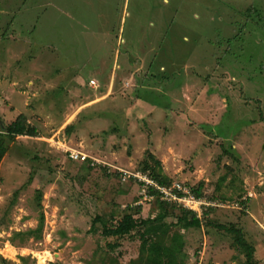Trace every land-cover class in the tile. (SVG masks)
<instances>
[{
    "label": "rangeland",
    "instance_id": "rangeland-1",
    "mask_svg": "<svg viewBox=\"0 0 264 264\" xmlns=\"http://www.w3.org/2000/svg\"><path fill=\"white\" fill-rule=\"evenodd\" d=\"M142 95L162 113L136 104ZM21 114L39 134L8 141L0 164V264H136L140 233L102 230L137 207L141 221L159 213L139 180L147 152L214 203L182 230L187 264H247L212 221L241 226L264 264V218L248 213L264 143V0H0V132ZM42 213L39 236L17 235Z\"/></svg>",
    "mask_w": 264,
    "mask_h": 264
},
{
    "label": "trees",
    "instance_id": "trees-1",
    "mask_svg": "<svg viewBox=\"0 0 264 264\" xmlns=\"http://www.w3.org/2000/svg\"><path fill=\"white\" fill-rule=\"evenodd\" d=\"M38 134V128L29 123L27 116L25 114L19 115L16 120L6 126L5 131L0 132V164L11 148L8 141L15 142L19 136H38ZM140 165L142 166V170L159 182V184H171V178L163 172L164 168L161 160L156 158L153 153L147 152V157L142 160ZM91 169L90 167L89 170ZM31 179L32 176L30 180ZM233 179L230 181H233ZM150 190H152V193H157L154 188H150L149 192ZM191 190L197 197L207 198L203 193V182L197 188L191 187ZM41 198L42 194L39 191V205L41 204ZM157 202L159 213L156 216H149L141 221L139 217H135L136 214L142 213V208L137 207L136 213L127 211L116 221V224L111 226L105 225L102 234L106 237H124L132 234L134 231H138L142 243L139 257L135 260L136 264H187V254L185 251L186 237L185 234L182 233V230L201 227L203 224L202 219H204L208 209L212 207H204L203 218L200 219L197 217L196 212L184 208L177 202L165 201L160 199V197H158ZM173 207L175 209L179 207L180 214H177L175 222L168 223L166 219L170 216ZM40 218L41 221L38 229L30 230L26 233L18 232L17 235L27 236L33 233L40 234L44 227L45 218L43 213ZM96 221H98V219H95L93 222ZM211 224L232 235L233 245L245 256L247 264H256L255 246L252 242L248 241L241 227H238L235 223L227 225L212 221ZM95 226L96 223H93L90 231H92ZM111 247L113 248V245H111Z\"/></svg>",
    "mask_w": 264,
    "mask_h": 264
},
{
    "label": "built area",
    "instance_id": "built-area-1",
    "mask_svg": "<svg viewBox=\"0 0 264 264\" xmlns=\"http://www.w3.org/2000/svg\"><path fill=\"white\" fill-rule=\"evenodd\" d=\"M67 153L69 155V158H71V160L77 162L79 161L87 162L92 159V157L89 156L88 154L75 149H71L67 151ZM94 162L95 161H92L91 164L94 165L95 164ZM142 174H144L142 175V179L139 178L138 176L137 178H139V180H141V182L145 184L148 191L150 188H154L157 191V193L160 195L162 200L177 202L184 208L196 212L199 218H202V215L204 213V207L206 206L210 207L213 205L211 201L208 202L207 199L197 197L192 192L191 188L187 187L184 184L171 183L170 185H164V184L161 185L154 178L150 177L149 174L146 173H142ZM144 194H145V198H148L147 192Z\"/></svg>",
    "mask_w": 264,
    "mask_h": 264
},
{
    "label": "crops",
    "instance_id": "crops-1",
    "mask_svg": "<svg viewBox=\"0 0 264 264\" xmlns=\"http://www.w3.org/2000/svg\"><path fill=\"white\" fill-rule=\"evenodd\" d=\"M127 9V8H126ZM158 39V38H157ZM157 39L155 40L154 38H153V41H154V44H155V41H157ZM159 41H160V44H163L164 42H163V40H160V39H158ZM158 41V42H159ZM164 50V45H162V48H160L159 49V51H160V53H162V51ZM164 67L165 66H161V69L162 70H164ZM161 88H163V87H161ZM159 91L160 92H163L164 94H166V95H168L169 94V91L168 92H164L163 90H160L159 89ZM172 95V94H171ZM176 95V94H175ZM175 95L173 96V98L175 97ZM151 97H154V96H151ZM149 98H148V96H145V95H142V96H138V98H137V103L136 104H144L145 106H147V108H150V107H154L155 106V108L154 109H152V112L155 114V111L156 112H158V113H162V108H160L159 107V105L157 104V102H156V97H154V99H152V101L150 102V100H148ZM174 100H176V99H174ZM158 105V106H157ZM257 127H253V126H249V136L248 137H244V138H247V139H249V140H251V144L253 145L254 144V148H255V146L257 145V143L259 142V140H260V138H257L256 136H253L254 134H253V132H258L257 131V129H256ZM255 129V130H254ZM254 130V131H253ZM253 137H254V140H253ZM255 142H257V143H255ZM257 149L255 148V150L253 151L252 150V153H251V157H250V159H251V161H253L254 160V162L252 163L253 164V168H252V172H251V174L254 176L255 174L257 175V174H260V176H259V178H258V181H259V183H260V185H259V187H255L254 189H255V191H257V193H255L254 191H252L251 193H250V191H249V195H248V197H249V203H250V208H249V210H248V213H249V218H251V219H254V220H256V221H258V222H260L261 224H262V220H261V217H263L264 218V216H261V213L259 212V209H260V207H263V213H264V204L263 205H260L259 204V201H260V203H261V201L262 200H264V160H263V163L262 162H260V160H259V155L260 154H263L262 156H263V159H264V143H263V145H262V147L260 148V152L261 153H259L258 155H257V157H256V154H257ZM240 160H241V157L239 158ZM262 164H263V167H262ZM263 169V170H262ZM263 173V174H262ZM257 177V176H256ZM261 178V179H260ZM263 179V180H262ZM241 180H242V187L244 186V182H245V180H244V178H243V175H242V177H241ZM244 180V181H243ZM248 194V193H247ZM212 203V202H211ZM212 204H214V203H212ZM203 216V215H202ZM198 217V216H197ZM199 218V217H198ZM200 219H202V218H200ZM263 224H264V222H263ZM238 227H241V226H238ZM244 231V230H243ZM228 233V232H227ZM244 233H245V231H244ZM230 236H232L231 234H230ZM249 241V240H248ZM234 246V245H233ZM255 246V245H254ZM241 253V252H240ZM242 254V253H241Z\"/></svg>",
    "mask_w": 264,
    "mask_h": 264
}]
</instances>
